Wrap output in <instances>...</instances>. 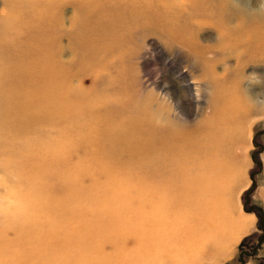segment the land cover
<instances>
[{
    "label": "bare ground",
    "instance_id": "6f19581e",
    "mask_svg": "<svg viewBox=\"0 0 264 264\" xmlns=\"http://www.w3.org/2000/svg\"><path fill=\"white\" fill-rule=\"evenodd\" d=\"M64 1L69 0H1L0 172L15 178L3 189L23 182L30 191L38 182L28 181L30 177L51 174L54 102H59L54 88L69 81L55 13ZM72 1L84 13L99 15L104 8L117 13L115 21L109 14L94 16L97 25L130 20L146 28L156 22L139 11H124L142 9L152 0ZM190 2L185 23L166 26L161 34L194 60L195 79L205 88L204 94H195L201 119L190 124L185 111L181 114L187 119L172 116L171 108L151 94L132 108L118 104L113 121L124 132L106 128L107 135L115 142L116 156L128 149L127 167L145 169L142 178L134 176L144 186L134 190L129 203L110 207L100 221L89 226L66 222L47 264L206 263L237 239L239 223L247 232L254 222L253 217L233 216L229 185L234 163L229 157L248 140L242 134L250 118L264 115V10L249 0ZM187 3L160 0L170 10L181 11ZM77 19L73 25L84 21ZM205 27L216 32L212 45L199 39ZM257 80L263 84L260 92L254 90ZM120 144L127 146L115 148Z\"/></svg>",
    "mask_w": 264,
    "mask_h": 264
},
{
    "label": "rangeland",
    "instance_id": "374dc122",
    "mask_svg": "<svg viewBox=\"0 0 264 264\" xmlns=\"http://www.w3.org/2000/svg\"><path fill=\"white\" fill-rule=\"evenodd\" d=\"M184 1L189 4L181 11L161 7L160 0H152L142 9H124L125 14L139 11L150 16L151 21L156 20L146 28L139 25L140 21L130 20L94 24L92 19L99 15L105 19L109 14L114 20L117 13L105 8L99 15L93 11L84 13L74 7L72 0L64 1L63 8L56 10L62 35L61 59L69 81L66 87L54 88L59 102H54L51 174L46 179L34 174L28 181L38 182L28 191L23 182L3 189L15 178L0 172V264H47L55 249L52 246L59 247L56 240L62 239L66 222L81 221L89 226L105 217L114 204L129 203L135 189L142 190L144 183L134 176L142 178L145 169L127 167L128 149L116 156L112 148L115 142L107 135L106 128H116L113 118L118 104L132 108L151 94L171 108L172 116L184 119L181 112L185 111L190 124L201 119L195 94H204L205 88L195 79L198 69L194 60L185 50L171 46L161 34L166 26L185 23L192 5L190 0ZM249 1L253 8L264 10V0ZM79 16L84 21L73 25ZM199 36L202 44L215 43L216 32L211 27L203 28ZM79 39L84 42L77 44ZM246 73L249 75L251 70ZM254 82V90L260 92L262 82ZM205 101L203 97L201 105ZM63 105L67 107L56 109ZM116 129L111 131L117 135L124 132ZM245 129L242 136L248 140L235 146L229 157L234 163L229 203L235 218L244 215L253 217L254 222L247 232L239 223L235 230L237 239L226 251L199 264H264V240L261 244L258 241L263 215L252 209L255 206L264 213V115L250 118ZM255 153L258 164L253 159ZM247 196L249 204L245 207Z\"/></svg>",
    "mask_w": 264,
    "mask_h": 264
},
{
    "label": "water",
    "instance_id": "95a60500",
    "mask_svg": "<svg viewBox=\"0 0 264 264\" xmlns=\"http://www.w3.org/2000/svg\"><path fill=\"white\" fill-rule=\"evenodd\" d=\"M254 141H255V140H254ZM261 149H262V148H261ZM256 155H257V153H255V154H254V157H253L255 163H257V161H256ZM257 164H258V163H257ZM254 176H255V175L252 176V180H253V182H254ZM249 193H250V192H248V195H249ZM248 204H249V200H248V196H247V198H246V202H245V207H247ZM253 208L257 209V210L263 215V221H264V213H263V211H262L260 208L255 207V206H253L252 209H253ZM252 209H251V210H252Z\"/></svg>",
    "mask_w": 264,
    "mask_h": 264
},
{
    "label": "flooded vegetation",
    "instance_id": "af4514ba",
    "mask_svg": "<svg viewBox=\"0 0 264 264\" xmlns=\"http://www.w3.org/2000/svg\"><path fill=\"white\" fill-rule=\"evenodd\" d=\"M263 240H264V226L262 227L261 236L260 235L258 236L259 244H261Z\"/></svg>",
    "mask_w": 264,
    "mask_h": 264
}]
</instances>
